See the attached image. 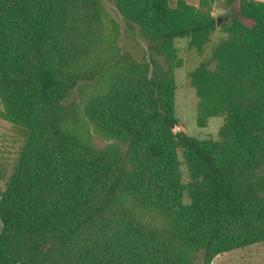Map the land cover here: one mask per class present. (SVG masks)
<instances>
[{"label": "trees", "instance_id": "16d2710c", "mask_svg": "<svg viewBox=\"0 0 264 264\" xmlns=\"http://www.w3.org/2000/svg\"><path fill=\"white\" fill-rule=\"evenodd\" d=\"M210 1L0 0V119L26 132L0 264H211L264 241V2L224 0L217 26ZM106 2L145 60L121 52ZM217 28L188 74L198 126L222 118L199 140L174 115V41L202 54Z\"/></svg>", "mask_w": 264, "mask_h": 264}, {"label": "rangeland", "instance_id": "374dc122", "mask_svg": "<svg viewBox=\"0 0 264 264\" xmlns=\"http://www.w3.org/2000/svg\"><path fill=\"white\" fill-rule=\"evenodd\" d=\"M185 1L189 5L197 6L199 0ZM256 1L264 2V0ZM169 5L174 7L175 0H169ZM106 6L109 16L118 24L119 37L117 41L121 52L130 53L138 61L145 60L148 53L145 43L137 39V29H134L133 32L135 37L137 36L135 38L125 31L124 22L118 17L115 10L110 5H107V2ZM210 14L212 17H226V21L229 20L228 11L224 6V0H211ZM225 37L226 34L220 28H217L210 35L209 42L202 54L189 48V40L186 38L174 41L176 55L180 60V65L173 69L174 83L176 85L174 115L178 121V127L188 136L195 137L199 140H216L219 128L222 125V118L212 117L206 121L205 126H198L196 123L197 110L195 92L189 84L188 74L207 57L212 46L219 43ZM71 100H79L76 92L72 95ZM84 133L99 148L112 142L96 134L92 127L87 124L84 128ZM25 139L26 132L23 129L10 125L0 119V193L8 182ZM211 264H264V241L220 254L213 259Z\"/></svg>", "mask_w": 264, "mask_h": 264}, {"label": "water", "instance_id": "95a60500", "mask_svg": "<svg viewBox=\"0 0 264 264\" xmlns=\"http://www.w3.org/2000/svg\"><path fill=\"white\" fill-rule=\"evenodd\" d=\"M226 18L225 17H216L215 18V23L218 26L220 23H222L223 21H225Z\"/></svg>", "mask_w": 264, "mask_h": 264}]
</instances>
